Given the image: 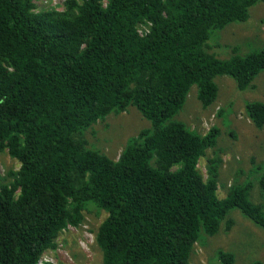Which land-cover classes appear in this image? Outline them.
Instances as JSON below:
<instances>
[{"label": "trees", "instance_id": "1", "mask_svg": "<svg viewBox=\"0 0 264 264\" xmlns=\"http://www.w3.org/2000/svg\"><path fill=\"white\" fill-rule=\"evenodd\" d=\"M259 3L67 0L37 11V0H0V153L20 164L0 172V264H40L70 228L89 223V205L105 214L92 230L102 264H193L203 233L231 231L232 209L264 230L250 186L218 197L224 162L207 151L219 129L204 135L176 118L193 86L206 109L216 77L243 91L264 71V49L227 60L206 50L212 31L246 22ZM130 107L150 127L118 159L90 148L84 131ZM246 109L262 128L264 103ZM218 257L234 263L229 252Z\"/></svg>", "mask_w": 264, "mask_h": 264}, {"label": "rangeland", "instance_id": "2", "mask_svg": "<svg viewBox=\"0 0 264 264\" xmlns=\"http://www.w3.org/2000/svg\"><path fill=\"white\" fill-rule=\"evenodd\" d=\"M67 0H37V11L63 10ZM148 28L139 27L141 34ZM264 49V3L250 9L246 22H236L224 29L212 31L206 43L207 52L219 59L227 60L237 54L245 57ZM219 88L217 100L206 109L198 100V88L193 86L177 119L190 123L191 128L207 134L211 128L220 131L217 145L207 151V158L219 153L223 165L219 177L218 197L225 199L231 187L250 186L248 199L264 206V190L261 185L264 176V126L257 128L251 121L246 105L255 101L264 103V71L253 82L252 87L240 90L228 76L215 78ZM221 114V116H220ZM105 119V120H104ZM84 131L89 147L118 159L128 141L139 132L150 127L136 107H130L122 114H112ZM200 119V120H199ZM86 132V133H85ZM201 158L199 168L207 178L208 159ZM20 164L8 152L0 153V172L18 171ZM98 209L89 205V223L81 229L70 228L59 240V248L49 251L40 264H102V253L95 242V233L105 214L98 215ZM228 218L234 226L230 232L220 231L215 236L202 234L192 255L193 264H222L218 253L234 255L233 264H264V230L246 218L239 209H232ZM65 240H62V239Z\"/></svg>", "mask_w": 264, "mask_h": 264}, {"label": "clouds", "instance_id": "3", "mask_svg": "<svg viewBox=\"0 0 264 264\" xmlns=\"http://www.w3.org/2000/svg\"><path fill=\"white\" fill-rule=\"evenodd\" d=\"M210 130H211V129H210ZM210 130H209V131H210ZM204 135H205V134H204Z\"/></svg>", "mask_w": 264, "mask_h": 264}]
</instances>
